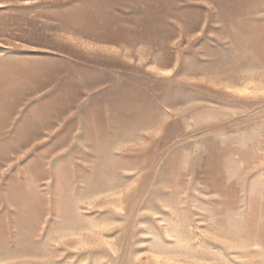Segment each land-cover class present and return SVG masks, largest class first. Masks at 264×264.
Wrapping results in <instances>:
<instances>
[{"label":"rangeland","instance_id":"obj_1","mask_svg":"<svg viewBox=\"0 0 264 264\" xmlns=\"http://www.w3.org/2000/svg\"><path fill=\"white\" fill-rule=\"evenodd\" d=\"M0 264H264V0H0Z\"/></svg>","mask_w":264,"mask_h":264}]
</instances>
